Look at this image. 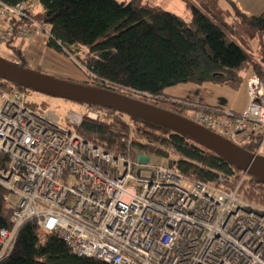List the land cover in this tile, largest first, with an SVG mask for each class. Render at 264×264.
<instances>
[{
  "label": "built area",
  "instance_id": "2783aa9c",
  "mask_svg": "<svg viewBox=\"0 0 264 264\" xmlns=\"http://www.w3.org/2000/svg\"><path fill=\"white\" fill-rule=\"evenodd\" d=\"M38 33L50 35L23 2L0 1V43ZM247 96L241 112L195 108L187 118L233 143L257 135L253 154L260 157L264 75L247 76ZM83 117L103 120L102 110L84 104L82 113L66 114L64 125L31 107L25 92L0 88V185L13 197L11 227L0 228V259L34 220L76 255L109 264H264V207L240 195L246 170L225 186L222 176L211 184L151 164L130 146L133 116L121 137L126 150L114 155L76 132Z\"/></svg>",
  "mask_w": 264,
  "mask_h": 264
},
{
  "label": "trees",
  "instance_id": "16d2710c",
  "mask_svg": "<svg viewBox=\"0 0 264 264\" xmlns=\"http://www.w3.org/2000/svg\"><path fill=\"white\" fill-rule=\"evenodd\" d=\"M0 1L23 2L28 14L48 27L46 45L69 57L94 83L87 85L137 101H150L157 107L160 106L156 101L164 100L174 107L160 108L184 117L195 108L208 113L220 108L167 97V87L203 81L233 86L238 81L234 73L245 70L264 75V13L244 14L231 0L225 3L241 24L254 29L255 44L244 36L240 26L227 20L219 0H181L189 12L185 19L151 0ZM5 44L16 57L10 62L27 68L22 49L13 38ZM0 88L6 92L34 90L1 76ZM98 107L103 120L83 117L76 132L105 152L115 155L125 151L121 137L129 114L113 107ZM258 143L259 138L253 133L246 141H234L250 153H254ZM130 146L137 153L167 158L169 166L193 180L214 184L222 176L225 186H233L240 177L241 168L201 142L139 117L134 121ZM260 157L264 159V154ZM240 195L264 207V179L247 173ZM10 197L13 198L10 191L0 185V228L11 227ZM0 264L109 263L76 255L56 235L28 220L19 228L11 251L0 259Z\"/></svg>",
  "mask_w": 264,
  "mask_h": 264
},
{
  "label": "rangeland",
  "instance_id": "374dc122",
  "mask_svg": "<svg viewBox=\"0 0 264 264\" xmlns=\"http://www.w3.org/2000/svg\"><path fill=\"white\" fill-rule=\"evenodd\" d=\"M123 1V0H117ZM157 4H161L166 10L178 14L179 16L185 17L189 12L185 8L181 0H151ZM219 7L225 14L228 21L235 25L241 27L243 34L251 42L255 44L254 29H252L247 24H241L239 20L233 15L230 7L224 2V0H219ZM45 40V39H44ZM22 41V42H20ZM16 38L14 43L16 44H27L31 41V38L27 39ZM20 42V43H19ZM42 41L36 43L31 47V56L33 59L42 58L43 64L41 68H36L31 62L26 64V67L34 72L40 73L47 77H58L73 82H83L85 84L94 85L91 79L85 77L84 73L67 57L65 54L59 53L54 49L50 48L48 50L46 44L41 43ZM257 42V41H256ZM44 45V46H43ZM44 51V52H42ZM261 51L264 55V46H261ZM0 57L12 61L16 59L13 51L6 46L4 42L0 43ZM258 61V60H257ZM263 65V64H262ZM250 74V70L235 72L234 76H237L238 81L235 82L233 86L228 84H221L214 81H203L200 83L186 82L178 83L166 88L167 91L175 92V95L181 98L200 103L207 104L211 106L218 107L220 109H230L236 112L243 111L247 106V76ZM131 95V94H130ZM134 97V95H131ZM135 98V97H134ZM172 98V97H170ZM26 100L36 106L39 110H47L58 116V122L66 125L64 117L69 111L76 113H82L84 105L81 102H77L71 99H65L62 97L52 96L38 90H30L26 92ZM152 103L150 101H146ZM156 104L164 108L174 107L170 102L164 100L156 101ZM188 116V114L186 113ZM127 116V114H126ZM128 115L127 119H130ZM136 117L134 118L135 121ZM137 153L136 151L133 152ZM151 164L166 163L167 158L150 156ZM142 174L147 175V172H142ZM11 198V197H10ZM12 199V198H11Z\"/></svg>",
  "mask_w": 264,
  "mask_h": 264
},
{
  "label": "water",
  "instance_id": "95a60500",
  "mask_svg": "<svg viewBox=\"0 0 264 264\" xmlns=\"http://www.w3.org/2000/svg\"><path fill=\"white\" fill-rule=\"evenodd\" d=\"M0 76L52 96L113 107L130 116L164 126L201 142L216 151L228 162L264 179L263 158L239 148L232 141L198 125L183 115L106 89L70 83L58 77H47L1 57Z\"/></svg>",
  "mask_w": 264,
  "mask_h": 264
},
{
  "label": "crops",
  "instance_id": "0c3cea01",
  "mask_svg": "<svg viewBox=\"0 0 264 264\" xmlns=\"http://www.w3.org/2000/svg\"><path fill=\"white\" fill-rule=\"evenodd\" d=\"M231 1L235 4L237 9L244 14L256 15V14L264 13V0H231ZM224 2H225V0H224ZM18 39L20 41V38H18ZM46 40H47V37L44 34L38 33V34L34 35L33 37H31V41L27 42V44L26 43L25 44L21 43L19 45L17 44V46H19L22 49L24 58L26 60V64L31 62L32 64H34V66L36 68L42 67L41 65L43 64V62H42L43 57L39 58V59H33L31 56V53H32L31 47L40 41H42L41 43L46 44ZM13 42H14V40H13ZM20 42H22V41H20ZM14 44H16V43H14ZM44 48L51 50L47 45ZM42 52H44V51H42ZM164 93H165V95H167V97L171 96V97L181 98L180 96L175 95V92H172V91L169 92L166 89L164 90ZM200 103H202V102H200Z\"/></svg>",
  "mask_w": 264,
  "mask_h": 264
},
{
  "label": "flooded vegetation",
  "instance_id": "af4514ba",
  "mask_svg": "<svg viewBox=\"0 0 264 264\" xmlns=\"http://www.w3.org/2000/svg\"><path fill=\"white\" fill-rule=\"evenodd\" d=\"M62 79V78H61ZM64 81H67V82H70V83H77V84H81V85H85V86H90V85H87L83 82H73V81H70V80H66V79H63ZM91 87V86H90Z\"/></svg>",
  "mask_w": 264,
  "mask_h": 264
}]
</instances>
